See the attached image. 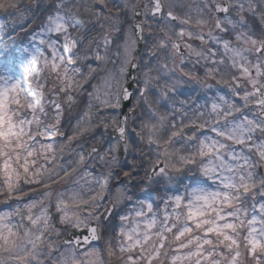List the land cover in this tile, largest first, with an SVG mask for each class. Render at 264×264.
<instances>
[{
	"label": "snow or ice",
	"instance_id": "snow-or-ice-1",
	"mask_svg": "<svg viewBox=\"0 0 264 264\" xmlns=\"http://www.w3.org/2000/svg\"><path fill=\"white\" fill-rule=\"evenodd\" d=\"M177 7L184 6L176 0H127L123 6L34 0L21 12L42 19L15 58L23 79L0 75V196L6 208L17 203L0 211V264H264V0H200L184 15ZM0 10L11 14L20 5L0 0ZM81 13L100 34L79 30ZM125 19L133 21L128 28ZM250 19L259 21L258 31ZM146 31L154 42L141 65L135 53L147 44ZM182 46L203 61L206 80L185 71ZM91 60L96 66L87 64L85 73L84 62ZM108 63L118 64L119 73ZM141 68L132 77L140 84L136 101L121 114L134 95L124 86L130 70ZM98 71L104 75L92 84L86 109L65 139L57 100L62 96L71 108ZM49 79L55 83L45 95ZM209 79L227 93L203 102L199 95L179 98V89L193 80L210 90ZM41 99L54 117L40 107ZM130 124L138 143L130 142ZM100 127L104 133L93 135L85 152L77 141ZM109 129L112 141L104 147ZM65 153L66 163L58 164ZM121 153L134 154L127 170ZM97 164L99 175L88 170ZM121 176L126 182L113 189V178ZM72 177L53 198L52 185ZM21 181L43 189L23 209ZM137 191L155 196L140 198Z\"/></svg>",
	"mask_w": 264,
	"mask_h": 264
},
{
	"label": "rangeland",
	"instance_id": "rangeland-1",
	"mask_svg": "<svg viewBox=\"0 0 264 264\" xmlns=\"http://www.w3.org/2000/svg\"><path fill=\"white\" fill-rule=\"evenodd\" d=\"M115 1H119V0H115ZM143 0H140V2ZM79 3L81 4H85L87 3V0H78ZM127 2V0H124L121 4V6H123V4ZM137 2V0H133V3ZM200 2V0H176V3L178 5H183L184 7H177L175 9L176 13L178 15H184V13L186 11H188V5H191L193 10L195 9V7L197 6V4ZM120 5V4H119ZM17 11L12 10L11 14H7V11H4L2 14H0V41L1 39H4L6 37H9L10 33H15L17 30V27L23 25V23L25 22V20H30L27 19V13L24 14V18L21 17V14L16 15ZM7 14V15H6ZM193 15H195V12L193 11ZM151 19V18H149ZM130 20V19H129ZM131 21V20H130ZM77 23V25L79 26V19L75 21ZM80 22H81V18H80ZM250 24H254L257 31L260 28V23L258 20H249ZM34 24L28 28L26 30L27 36H22V35H14L13 36V42H16V40H26L27 38H29L30 40V36H31V31L34 29ZM99 27V25H98ZM100 29V28H99ZM154 29H155V23H154ZM195 30V29H194ZM20 32H24V28L22 30H20ZM206 32V31H205ZM101 32L99 31L98 34H100ZM7 34V35H6ZM93 36H96L95 33ZM145 36L147 37V44L143 42V48H142V53L139 56V60L138 62L143 65L144 60L149 59V57L147 56V49L148 47L151 45V43H153L154 41V37H149L147 34V31L145 32ZM227 38V37H226ZM4 40V41H9V40ZM195 47H197L196 45H194ZM115 48V45L113 46V50ZM10 49V47H9ZM197 49H199V47H197ZM3 53V54H2ZM188 57H184L185 59V64H184V69L185 71L191 72L193 73L195 76L199 77V80L203 81L206 80L205 75H204V68H203V61L201 60L199 63H197V58L189 53H187ZM5 58H4V57ZM191 56V57H190ZM17 58L13 53L11 52H7L4 50V47H1V42H0V75H5V74H9L14 76L17 79H23L24 77V73H23V67L21 66L20 63V59H15ZM15 59V66L12 67L11 66V62ZM112 59H115V57H112ZM175 60L177 63H179L180 58L179 57H175ZM25 63L27 62L26 60L24 61ZM92 64L93 67L96 66V62L94 60L91 61H85L84 62V68L83 71L85 73H87L88 69H87V64ZM154 63V61H153ZM170 67H172L171 63L169 64ZM9 67H11V71H9ZM108 69L110 70H114L117 74L119 73V65L117 64L114 68L112 63H108L106 66ZM142 71L141 69L136 70V76H139L140 72ZM44 75H47V73H45ZM104 73L103 72H97V75L94 79L91 80V82L89 84H87L85 86L86 91L82 94L77 96L76 98V102L73 104V106L71 108L68 107V105L64 102L63 97L61 96L60 99L57 100L58 103L61 104V113H62V118H61V123H60V128L61 131L66 133V136L64 137L66 139L67 135H72V132L74 130V127L77 124V121L79 119V117L83 114L84 110L86 109V106L88 104V92L92 91V84H98L100 82V78L101 76H103ZM177 75H179V70H177ZM43 81V78H41ZM208 84H211L213 87L208 90L206 88H203L202 85L199 83V81L197 80H193L191 81V83L189 84H185L183 85L180 89H179V98L183 99L185 96H189V95H199L201 97V102H203L204 99H207L208 97H211L213 95H215L217 92H220L221 94H225L227 93V87L221 83V84H217L215 80H207L206 81ZM55 83L54 80L49 79L48 81V86L45 88L44 92L45 95H47V93L49 92V90L51 89L52 85ZM136 83V88L134 91V95L132 97V102L130 105V108L133 106V104L136 101L138 92L137 89L140 86L139 81H135ZM34 89H36L37 93H39V87L36 84L35 81L32 82L31 85ZM155 93L150 94V96H152L154 98ZM48 99H56L55 97H48ZM166 102H162V105L160 106V111L163 112L165 111V108L163 106V104ZM80 106L82 107L80 109ZM40 107L41 108H48L49 110V114L50 116L54 117L55 116V111L52 110L51 107L48 106L47 104V99H41V103H40ZM146 105H142L140 108H137V115L141 116L142 112L144 110H146ZM111 111V110H109ZM139 124V120H137V125ZM50 126V124H49ZM131 124L129 125V132H131ZM111 129L108 130L107 135H105L104 139H105V143H104V147H107L108 144L112 141V136H111ZM104 133V129L102 127L98 128L95 130L94 134L93 133H89L86 134L85 136H83L82 138H80L77 143L82 144L84 146V151L87 152V150L89 149L88 147L92 146V144L94 143V139H93V135L95 137H99L101 136V134ZM131 143H138L137 138L135 137L134 133H131ZM61 138L56 137V140L59 141ZM73 147H76V144H73ZM177 147H179V144L177 145ZM79 150V149H78ZM69 154L65 153L63 157H61L60 159L57 160V163H66L67 159H68ZM131 156L129 155V159L128 161L124 162V160H126L125 157H123L122 161L125 165V170H127V168L129 167V162L132 161V158H130ZM93 161L89 160L88 161V165H92ZM148 167V163L145 162L143 169L140 170L139 172V177H143L144 176V169H147ZM89 171H92L94 174L99 175L102 173V169L99 166V164H97L95 167H89L88 168ZM123 178V180L120 181L117 180L115 177L112 180V187L113 189L115 187H118L120 185V183L122 182H126L125 178L123 176H121ZM120 177V178H121ZM77 177H72V178H66L64 180H61L59 183L52 185V190H53V198L55 197V193L59 192V191H64L66 186H71V182L73 179H76ZM0 182H2V177H0ZM114 182H117L116 185H114ZM188 181H185V183H187ZM36 186V185H35ZM21 187L23 188V192L24 195L21 197V203L19 204V206L21 207V209H23L24 207V203H27L30 199H39L40 197L37 195L38 192H42L43 189L42 188H38L40 191L35 192L34 194H32L30 192V190L26 189L27 187H29L28 185H24L23 182L21 181ZM37 188V187H35ZM165 191V189L161 188V192ZM182 191V189H181ZM137 195L140 198H150L155 196L154 192H149V193H142L137 191ZM5 199V198H4ZM11 208H6L5 205L3 203L0 204V211H6V210H12L17 206V203L15 202V200L13 199L12 201H9ZM104 203H107V201H104ZM38 209H34V211H37ZM101 211H103V209H101ZM52 212L55 215V209L54 206L52 208ZM115 219V217H114ZM16 220L18 221L19 218L17 217ZM99 246L101 248L104 247V243L103 241H101L99 243ZM106 258V257H105Z\"/></svg>",
	"mask_w": 264,
	"mask_h": 264
},
{
	"label": "trees",
	"instance_id": "trees-1",
	"mask_svg": "<svg viewBox=\"0 0 264 264\" xmlns=\"http://www.w3.org/2000/svg\"><path fill=\"white\" fill-rule=\"evenodd\" d=\"M123 1L124 0H119V1L113 0V3H115L117 5L120 4L119 6H121ZM44 2L47 3V0H44ZM132 2H133V0H132ZM18 3L20 5V11L19 12L17 11L16 15H19V14H21V12H24V9H25L26 6L33 5L34 4V0H18ZM87 3H91V0H87ZM3 12H4L3 10H0V14H2ZM8 13L9 12L7 11V14ZM11 15H13V14H11ZM80 18H81V22H80ZM41 19H42V17L40 19H37V18L33 17L30 20H25L23 25H21V26L16 28V29H19V30H17L15 33H10L9 34V37H10L9 39H8V37H6L4 39H1V41H0L1 42V47H4L5 51L13 53L17 58L21 57L22 49L24 47L29 46L30 40H29V38H27L25 41L24 40H16V42H13V39H12L13 36L16 35V34L22 35V36H27L26 30L28 28H30L33 24L35 25L34 29L37 28V26L41 22ZM76 19L77 20L79 19V23H80L79 30L80 31H85L87 29V30H89V34L92 35V36L94 35V33L97 36L98 32L99 31L101 32V29H99L98 25H94V24L89 22L92 19L89 15H84L83 13H81V15L77 16ZM130 22L131 21L129 19H125L124 25H123L124 28H128ZM23 28H24V32L22 33V32H20V30H22ZM7 39L9 40L8 42L4 41V40H7ZM9 47H10V49H9ZM26 86H28V84ZM81 108L82 107L80 106V109ZM130 135H131V132H130ZM88 148H90V147H88ZM129 155L131 156L130 158H132V160H133L134 159V154H129ZM129 155L126 157V160H124V162L128 161ZM0 183H2V182H0ZM35 187H37V188H35ZM38 188H41V187L38 186V185H36V186L35 185H31V186L27 187L26 189L30 190V192L32 194H34L35 192L40 191ZM3 200H4V197L0 196V204L2 203Z\"/></svg>",
	"mask_w": 264,
	"mask_h": 264
},
{
	"label": "water",
	"instance_id": "water-1",
	"mask_svg": "<svg viewBox=\"0 0 264 264\" xmlns=\"http://www.w3.org/2000/svg\"><path fill=\"white\" fill-rule=\"evenodd\" d=\"M142 2H143V1H141V3H142ZM141 19H142V17H141ZM132 22H133V21L131 20V23H132ZM142 47H143V42H141L140 45L138 46V50H137V52L135 53L136 56L139 57V56L141 55ZM135 72H136V70H130L131 75H129V76L127 77V81H126V83L124 84V86L127 87V88L129 89V91H130V92H133V93H134V91H135V82L132 80V77L135 76ZM132 97H133V96H132ZM132 97H131L129 100L123 102L122 107H121V109H120L121 114L127 112L128 109L130 108V105H131V102H132ZM112 135H113V134L111 133V136H112ZM120 157H121V160H122L123 157H124L123 153L120 154ZM121 180H123L122 177L120 178V181H121ZM116 183H117V182H114V185H116ZM70 231H71V230H70Z\"/></svg>",
	"mask_w": 264,
	"mask_h": 264
},
{
	"label": "flooded vegetation",
	"instance_id": "flooded-vegetation-1",
	"mask_svg": "<svg viewBox=\"0 0 264 264\" xmlns=\"http://www.w3.org/2000/svg\"><path fill=\"white\" fill-rule=\"evenodd\" d=\"M158 29H159V24L155 23V30L158 31ZM204 31H207V28H205ZM185 40H186V42L192 43L193 45H196L199 48L204 47V46L201 45V43H200L199 40H195V39H193V40H187V38H185ZM181 51L183 52L184 57H188V55H187L188 51L185 50V49H183V46L181 47ZM176 57H179L180 58L179 55H177ZM135 88H136V83H135Z\"/></svg>",
	"mask_w": 264,
	"mask_h": 264
}]
</instances>
